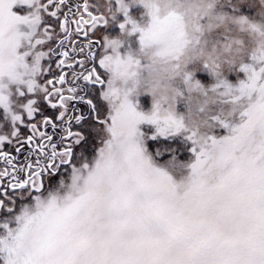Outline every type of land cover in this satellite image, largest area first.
Returning <instances> with one entry per match:
<instances>
[{
  "label": "snow or ice",
  "instance_id": "obj_1",
  "mask_svg": "<svg viewBox=\"0 0 264 264\" xmlns=\"http://www.w3.org/2000/svg\"><path fill=\"white\" fill-rule=\"evenodd\" d=\"M0 264H264V0H0Z\"/></svg>",
  "mask_w": 264,
  "mask_h": 264
}]
</instances>
